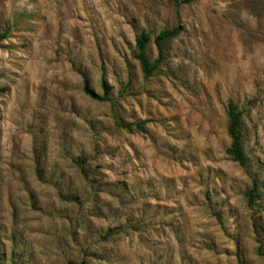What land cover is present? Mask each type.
Segmentation results:
<instances>
[{"label":"rangeland","instance_id":"obj_1","mask_svg":"<svg viewBox=\"0 0 264 264\" xmlns=\"http://www.w3.org/2000/svg\"><path fill=\"white\" fill-rule=\"evenodd\" d=\"M0 264H264V0H0Z\"/></svg>","mask_w":264,"mask_h":264},{"label":"trees","instance_id":"obj_2","mask_svg":"<svg viewBox=\"0 0 264 264\" xmlns=\"http://www.w3.org/2000/svg\"><path fill=\"white\" fill-rule=\"evenodd\" d=\"M177 5H180L184 2H189L191 0H174ZM182 28L181 26L174 27L172 29L162 30L158 35L155 36L154 42L159 49V56L155 60H151L147 53V46L151 40L150 32L146 29L138 33L136 37V47L133 53V56L138 60L140 68L145 76H150L154 71L159 67L160 62L163 59V47L165 43L171 39L176 38ZM86 91L94 98L101 97L96 94L93 90L89 89L86 85ZM103 100L109 99V88H105V95L102 97ZM228 114V134L231 138L230 145L226 148V153L235 161L243 164L246 160V151L244 149L243 135H242V122H243V113L239 111L236 106L230 102L228 104V109L226 110ZM132 124H130L131 126ZM141 127V124H137ZM78 164L83 166L84 160L79 159ZM260 252V251H259ZM263 254L262 252H260Z\"/></svg>","mask_w":264,"mask_h":264}]
</instances>
